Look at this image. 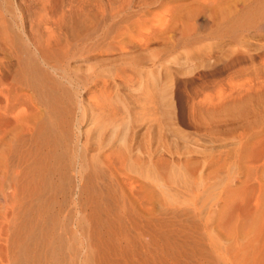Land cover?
<instances>
[{
	"label": "rangeland",
	"instance_id": "obj_1",
	"mask_svg": "<svg viewBox=\"0 0 264 264\" xmlns=\"http://www.w3.org/2000/svg\"><path fill=\"white\" fill-rule=\"evenodd\" d=\"M262 16L264 0H0V29H12L22 39L25 32L39 41L42 32L43 43L60 33L62 40L66 29H80L77 20L81 21V29L86 30L77 44L83 50L59 64V73L67 71L82 88V99L96 102L105 112L101 122L106 135L115 126L117 136H122L128 120H133L130 133L136 131L143 145L158 143L161 150L155 163L162 172L148 173V145H142V159L139 155L133 159L143 162L142 177L127 169L130 163L119 173L125 188L123 205L99 209L86 203L89 195L81 192L79 201L72 198L50 211V216L55 215L56 244H61L58 236L65 240L62 264H264V110L257 111V123L248 126L253 113L233 118L209 108L211 101L241 104L249 99L253 74L264 67ZM258 17V26L242 29ZM118 33L126 38L130 61L163 66L159 85L166 92L158 94L162 100L158 108L163 115L171 112L172 121L159 114L144 116L143 97L137 92L103 86L105 81L111 85L110 74L126 62L110 47ZM112 91L119 92L123 102L111 101ZM170 101L173 106L168 107ZM202 103L204 110L198 106ZM87 108L83 104L76 109L77 116L82 118ZM201 112L213 113L208 125L201 122ZM241 140L243 144L249 140L247 145L258 147L261 155L253 161L249 151L241 160L214 157L219 151L240 149ZM184 150L191 151L190 157L184 156ZM188 170L194 171L192 177ZM175 177H183L191 186L176 182ZM78 178V185L84 186L85 180ZM138 179L152 188L157 185V198L130 194L129 184L138 185ZM163 184L165 190L159 188ZM5 213L0 205V223L5 224ZM9 235L0 237V245L10 244ZM10 254L0 255V264H15L17 256ZM43 258L41 264H54L50 253Z\"/></svg>",
	"mask_w": 264,
	"mask_h": 264
},
{
	"label": "bare ground",
	"instance_id": "obj_2",
	"mask_svg": "<svg viewBox=\"0 0 264 264\" xmlns=\"http://www.w3.org/2000/svg\"><path fill=\"white\" fill-rule=\"evenodd\" d=\"M207 2L204 1V4ZM139 4L143 3L139 2ZM259 19L258 17L250 20V23L247 20L249 24L243 25L244 28L242 29L246 30L249 27L254 29L255 26H258ZM80 23L81 21L77 20V27L80 29H75V27H73L74 29H66L62 40L60 33L54 36V41L52 40L53 35H51L52 37L46 39L44 43L43 40L41 41V37L46 35L42 32L40 33V40L37 41L29 33L24 32L22 39L12 29H0V205L6 210L5 224L0 223V237L2 235L8 236L10 233L9 236L12 240H10L11 245L8 244L5 247L0 245V255H5L6 252L11 253L10 256L16 255L15 264H41L47 252L50 253V258L54 264H62L61 255L64 253L65 245L63 244L65 240L58 236V241L61 244H56L57 239H54L52 235V226L56 224L55 215L51 212L53 215L50 216V211H53V208L56 209V206H63L72 198L74 201H79L78 194L81 192H87L89 195L86 203L98 205L99 209L102 207H99L100 205L108 208L123 205L126 196L125 188L119 180V173H122L121 171L127 168L130 163L127 169L131 168L135 175L141 177L143 175L141 171V163L143 162L133 161L135 156L144 154L143 144L138 140L139 136L136 131L130 133L129 126L133 120H128V125L122 136H117L114 130L115 126H111L113 131L110 135H106L107 129L101 122L105 112L99 111L94 104L96 102L89 103L82 99L83 95L79 93L82 88L78 84H74L73 78L67 71L62 70L61 74L58 71L59 64L67 58H73L77 52L83 50L82 48L79 49L77 44L86 30L81 29ZM245 30L240 31L239 35ZM119 37H121L120 40H118ZM125 39L124 36L119 35L117 38L114 37L110 44L111 49L117 50L120 58H124L126 62L123 67L116 68L110 74L111 85L105 81L103 86L110 88L114 85L117 90L124 87L128 92H137L143 97L146 110L144 116L152 117L157 114L161 116L163 112L158 107L162 100L158 94L165 91V87L161 88L159 85L160 74L164 72L163 66L156 62H152V66L150 61L149 63L147 61V65H145L146 63L137 59L130 61L129 52L125 47ZM189 50L191 49L189 48ZM203 51L205 50L203 49ZM93 76L90 78L92 82H95ZM253 76L255 80L253 78L252 80L255 81V84L249 85L250 83L247 82L248 87L251 88L248 90L250 91L249 99L244 103L228 104L229 102L225 103L226 101L224 102L223 99L218 104L211 101L212 104L209 108L212 107L213 112L223 111L233 118L253 113L254 119L248 122V126L257 123L256 112L260 109L264 110V67L256 70ZM252 80H250L251 83ZM107 94L110 95L111 93ZM171 94L173 95L172 92ZM105 98L102 99L101 97L102 102L108 103L106 99L109 96ZM110 99L118 103L123 102L124 98L122 99L117 92L114 93V98L110 97ZM105 103L104 106L107 107ZM207 103L205 104L207 105ZM83 104H87L88 108L80 118L75 110ZM108 104L110 105V103ZM203 104L198 106L204 110ZM164 106L166 103L163 99ZM167 106L171 107L173 103L170 101ZM193 108L195 109L196 106L194 105ZM126 114L130 119V112L127 111ZM172 115L171 112H168L163 116L172 121ZM199 115L201 122L207 125L208 121L213 118V113L210 112H201ZM82 123L86 124L85 130L81 126ZM210 131L214 133L212 130ZM249 134L251 135V133ZM209 135L211 134L209 133ZM245 136L248 138L247 135ZM241 141L242 147L240 149L228 150L226 148L225 152L219 151L214 157L220 160L222 157L233 158L235 156L241 160L242 154L249 151L251 161H253L252 158L256 159L261 155L258 147L250 146L249 143L247 145L249 140L244 142L245 144H243V140ZM156 144L158 145V143L143 145H148L147 148L145 147L146 152L144 151L150 160V163L148 161L150 166H146L148 173L150 170L158 171L161 169L159 164L155 163L156 156L160 153ZM163 148L165 147L163 146ZM189 151L184 150V156L187 158L191 154ZM159 159H161L160 156ZM187 162L189 161L187 160ZM188 168L190 167L188 166ZM160 171L155 172L156 176ZM187 173L192 177L194 171L188 170ZM79 176L85 180L84 186L78 185ZM174 180L183 182L184 186H191L190 182L185 181L183 177L178 179L175 177ZM139 181L141 180L138 179V185H134L132 182L129 184L130 194L137 196L148 194L150 197H154L157 185L154 183L156 186L152 188L145 181H141V183ZM159 188L165 190L166 186L164 184L159 185ZM192 199L194 198L192 197ZM17 239L16 246L13 243ZM4 251L5 254H3Z\"/></svg>",
	"mask_w": 264,
	"mask_h": 264
}]
</instances>
